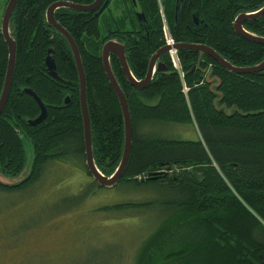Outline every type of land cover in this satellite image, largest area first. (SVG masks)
Listing matches in <instances>:
<instances>
[{"label":"trees","instance_id":"trees-1","mask_svg":"<svg viewBox=\"0 0 264 264\" xmlns=\"http://www.w3.org/2000/svg\"><path fill=\"white\" fill-rule=\"evenodd\" d=\"M58 1L89 5L95 0H19L10 19L16 67L0 116V175L22 173L26 141L33 144L34 159L24 180L0 181V191L36 185L45 166L53 162L83 166L93 178L86 165L80 78L73 51L46 19L47 9ZM111 1L98 16V10L55 12L56 21L80 51L94 160L106 176L119 166L125 144L122 106L103 65L106 42L124 45L137 80L146 77L152 56L165 45L163 18L176 43L208 46L236 67L264 61V45L238 35L234 27L239 14L257 12L264 0H181L178 9L177 0H128L130 19L115 20V29L102 35L99 20ZM138 13L144 18L139 20ZM243 26L264 37V15L245 20ZM50 49L58 78L46 64ZM178 54L182 74L166 52L160 61L167 69L157 70L142 89L129 83L118 57L111 55L133 123L131 154L117 184L153 185L164 197L101 209L160 211L161 218L141 242L134 264H264V70L238 74L197 50L179 49ZM8 61L0 25V98ZM27 89L47 108V117L35 126L29 120L36 119L41 109ZM218 105L237 109L229 114ZM154 123L191 125L198 138L145 136L143 129ZM152 176L160 178L151 180ZM94 187L105 188L94 180L85 196L93 194Z\"/></svg>","mask_w":264,"mask_h":264},{"label":"rangeland","instance_id":"rangeland-1","mask_svg":"<svg viewBox=\"0 0 264 264\" xmlns=\"http://www.w3.org/2000/svg\"><path fill=\"white\" fill-rule=\"evenodd\" d=\"M5 2L0 0V22ZM130 8L128 0H112L99 20L101 34L115 29V20L124 17L128 21L133 14ZM224 109L230 114L237 108ZM147 126L142 133L148 137L198 138L191 125ZM26 155L22 173L17 177L1 176L3 182L14 184L28 174L34 159L30 141H26ZM93 181L83 166L53 162L45 166L36 185L26 190L0 191V264H134L141 242L161 218L160 211L101 208L158 201L164 194L153 185L120 183L94 187L96 191L85 196Z\"/></svg>","mask_w":264,"mask_h":264},{"label":"water","instance_id":"water-1","mask_svg":"<svg viewBox=\"0 0 264 264\" xmlns=\"http://www.w3.org/2000/svg\"><path fill=\"white\" fill-rule=\"evenodd\" d=\"M18 1L19 0H10L8 2L3 18H2L1 32L4 36L6 43L8 44L9 61H8V68H7L4 88H3V92L0 98V116L5 108V105L10 95L12 82H13V76H14L15 67H16V41L10 34L9 24H10L12 13ZM180 1L181 0H177L176 9L179 8ZM108 4H109V0H95L92 4H89V5L75 4L69 1H58L49 6L46 12V19L49 24H51L54 28H56L66 38V40L68 41L73 51V55L75 58V62H76V66H77L79 78H80V101H81L82 116H83V121H84L86 165L92 177L94 178V180L98 182L100 186L113 187L117 184V182L123 175L126 169L130 154H131L132 142H133V123H132V119L130 115L128 101L119 83L117 82V79L111 67V55L114 54L118 57L121 67L123 69V72L127 80L129 81V83L135 88L142 89L151 83L153 76L157 70L160 71L163 69L164 70L167 69V66L163 62L160 61V58L164 53L168 52L169 47L168 46L162 47L152 56L149 62V68H148L146 77L143 80H137L135 76L133 75L127 63L124 45L118 41L110 40L106 42L103 46V49H102L103 65H104L107 77L109 79V82L120 100V104L123 110L124 127H125V144H124L122 159L119 163V166L115 170V172L111 176H106L99 170L94 160L90 119H89L87 99H86V77H85V72H84V68L82 64L80 51H79V48L75 40L70 35V33L56 21L55 12L59 8H69L71 10L84 11V12H95L98 10V12L96 13V16H98L107 7ZM263 15H264V6L257 12L239 14L234 21V27H235L237 34L246 38L249 41H253L258 44L264 45V37L255 35L247 31L243 26L245 20L252 19V18H258ZM138 18L139 20L141 18H144V14L138 13ZM176 47L180 50L181 49H185V50L191 49V50H197L202 54H207L211 56L215 61L219 62L222 66L226 67L228 70L238 73V74H248V73L259 72V71L264 70V61L254 67H236L232 65L231 63H229L228 61H226L224 58H222L215 50L205 45L177 43ZM52 53L53 51L50 49L48 52V56L46 58V64L48 66L50 74L58 78L56 64H55V60L53 58ZM25 92L35 98V100L38 102L40 109H41V114L36 119L29 120V124L31 126H35L41 123L43 120H45V118L47 117V108L43 105L39 97L34 92H32L30 89L25 90ZM69 102H70L69 98H66L65 103L67 104ZM31 169L29 170L28 174L25 177H23L20 181L14 184H18L19 182L24 180L30 174ZM1 176L2 175H0V177ZM158 178H160V176H152L150 179L156 180ZM0 181L2 180L0 179Z\"/></svg>","mask_w":264,"mask_h":264},{"label":"built area","instance_id":"built-area-1","mask_svg":"<svg viewBox=\"0 0 264 264\" xmlns=\"http://www.w3.org/2000/svg\"><path fill=\"white\" fill-rule=\"evenodd\" d=\"M162 12V10H161ZM163 36H164V41H165V45L169 47V56H170V60L171 63L173 65V67L179 71L181 74V64H180V58H179V54H178V48L176 47V42L175 39L171 33V30L166 22V20L163 18Z\"/></svg>","mask_w":264,"mask_h":264},{"label":"flooded vegetation","instance_id":"flooded-vegetation-1","mask_svg":"<svg viewBox=\"0 0 264 264\" xmlns=\"http://www.w3.org/2000/svg\"><path fill=\"white\" fill-rule=\"evenodd\" d=\"M10 0H6V2H5V9H6V7H7V4H8V2H9ZM5 9H4V12H5ZM15 9V8H14ZM13 14V13H12ZM3 15H4V13H3ZM2 18H3V16H2ZM0 25H2V20H1V24Z\"/></svg>","mask_w":264,"mask_h":264}]
</instances>
